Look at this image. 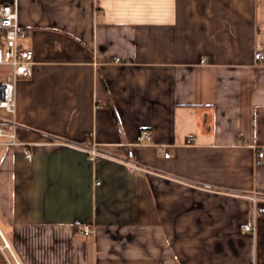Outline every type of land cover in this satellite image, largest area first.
Here are the masks:
<instances>
[{
  "label": "crops",
  "instance_id": "obj_1",
  "mask_svg": "<svg viewBox=\"0 0 264 264\" xmlns=\"http://www.w3.org/2000/svg\"><path fill=\"white\" fill-rule=\"evenodd\" d=\"M4 4L32 30L15 120L33 158L0 145V264H264V213L244 230L264 195V0Z\"/></svg>",
  "mask_w": 264,
  "mask_h": 264
},
{
  "label": "built area",
  "instance_id": "obj_2",
  "mask_svg": "<svg viewBox=\"0 0 264 264\" xmlns=\"http://www.w3.org/2000/svg\"><path fill=\"white\" fill-rule=\"evenodd\" d=\"M32 30L29 27L21 25L18 17L16 5L4 4L0 6V66L7 67L10 72L5 76H0V145L4 146H23L24 153L28 160H32L33 154L27 145L22 144L17 139L18 122L15 120L16 114V89L17 84L22 79H28L32 76L34 65V53L32 49L27 48L24 42L31 37ZM254 60L257 64L264 66V51H257L254 55ZM205 64V60L201 61ZM1 112L11 116L5 117ZM142 138L147 144L151 143V133L143 131ZM3 140V141H2ZM67 145L80 147L89 154V159L92 162L113 159L106 151L100 149L95 144H75L66 142ZM159 156L170 158V153L160 148ZM264 158V148L257 152V162ZM123 163L137 169L138 167L129 160H122ZM252 204V222L244 227V230L249 233L255 232L256 219L264 213V195L260 193H250L246 196ZM79 233L84 237H89L94 233L93 226L90 224L83 225L79 228ZM4 247L8 244L5 242ZM255 264V263H253Z\"/></svg>",
  "mask_w": 264,
  "mask_h": 264
},
{
  "label": "rangeland",
  "instance_id": "obj_3",
  "mask_svg": "<svg viewBox=\"0 0 264 264\" xmlns=\"http://www.w3.org/2000/svg\"><path fill=\"white\" fill-rule=\"evenodd\" d=\"M10 72L7 67L0 66V76H5Z\"/></svg>",
  "mask_w": 264,
  "mask_h": 264
}]
</instances>
